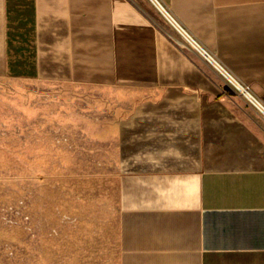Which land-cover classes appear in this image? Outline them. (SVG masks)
I'll return each mask as SVG.
<instances>
[{
    "label": "crops",
    "instance_id": "0c3cea01",
    "mask_svg": "<svg viewBox=\"0 0 264 264\" xmlns=\"http://www.w3.org/2000/svg\"><path fill=\"white\" fill-rule=\"evenodd\" d=\"M160 1L264 99V0ZM0 73L96 88L112 264H264V114L133 0H0Z\"/></svg>",
    "mask_w": 264,
    "mask_h": 264
},
{
    "label": "rangeland",
    "instance_id": "374dc122",
    "mask_svg": "<svg viewBox=\"0 0 264 264\" xmlns=\"http://www.w3.org/2000/svg\"><path fill=\"white\" fill-rule=\"evenodd\" d=\"M133 1L171 45L210 64L155 3ZM96 96L66 79L0 73V264L117 257L121 171L99 139Z\"/></svg>",
    "mask_w": 264,
    "mask_h": 264
},
{
    "label": "built area",
    "instance_id": "2783aa9c",
    "mask_svg": "<svg viewBox=\"0 0 264 264\" xmlns=\"http://www.w3.org/2000/svg\"><path fill=\"white\" fill-rule=\"evenodd\" d=\"M156 1V3H159L160 5H162L163 4V6L165 5L164 3H161V1L160 0H155ZM166 7V6H165ZM167 8V7H166ZM168 9V8H167ZM167 11V10H166ZM167 14H168V16L170 17V18H172L173 19V21H174V23H176L177 24V26H178V29L182 32V33H184V34H186L187 35V39L193 44V46L196 48V46H198L199 47V49L198 48H196V49H198L199 51H200V49H201V53H202V55L210 62V64H212V65H214L216 68H217V70H219L228 80H230L234 85H235V81H237V80H235L234 78H233V76L228 72V71H226V69L222 66V64H220L219 62H218V60L216 59V57L212 54V53H210L207 49H205L199 42H198V40L195 38H193L192 36H191V34H189L188 33V31L182 26V24L179 22V21H177V19L176 18H174L173 17V15L171 14V12L168 10L167 11ZM196 45V46H195ZM226 75H229V77H232V78H229L228 76H226ZM234 79V80H233ZM238 82V81H237ZM239 83V82H238ZM244 85V84H243ZM236 86V85H235ZM237 87V86H236ZM244 89H246V90H249V87L247 86V85H244V87H243ZM238 89V88H237ZM239 90V89H238ZM250 91V90H249ZM240 92H242V91H240ZM243 93V92H242ZM253 99H255L256 101H258V100H260V101H262L263 103H264V99H262V98H257L256 96L254 97L253 96ZM251 100V99H250ZM253 103H254V101H252ZM255 104V103H254ZM256 106V105H255ZM257 107V106H256ZM258 109H259V107H257ZM260 111H262L263 113H264V111L263 110H261V108L259 109Z\"/></svg>",
    "mask_w": 264,
    "mask_h": 264
},
{
    "label": "bare ground",
    "instance_id": "6f19581e",
    "mask_svg": "<svg viewBox=\"0 0 264 264\" xmlns=\"http://www.w3.org/2000/svg\"><path fill=\"white\" fill-rule=\"evenodd\" d=\"M152 2L156 3L155 0H152ZM156 5H157L158 8L160 9L161 13L164 14V16H165L166 18H168V19L170 20V22H171V23H172V24L178 29L177 24L174 23L173 19L170 18V17L168 16L167 11H166L167 9H166L163 5H160L159 3H156ZM178 30H179V29H178ZM180 32H181V31H180ZM181 33H182V32H181ZM182 34H183L185 37H187L186 34H184V33H182ZM195 46H196V45H195ZM196 48L199 49L198 46H196ZM200 51H201V49H200ZM226 76L229 77V75H226ZM229 78H232V77H229ZM233 80H234V79H233ZM234 83H235V85L237 86L238 89H241V91H242L243 93H245L246 96H248L249 99H251V101H254L255 105H256L257 107H259V109L261 108V110L264 111V103H263L262 101H260V100L256 101L255 99H253V96H254V95H252V94L250 93L251 91L244 89V88L242 87V85H239L237 82H234ZM254 97H255V96H254Z\"/></svg>",
    "mask_w": 264,
    "mask_h": 264
}]
</instances>
